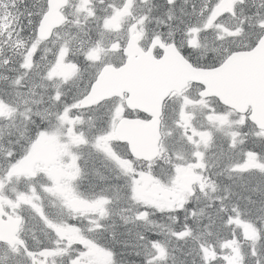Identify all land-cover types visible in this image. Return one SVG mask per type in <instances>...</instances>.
Masks as SVG:
<instances>
[{
  "label": "snow or ice",
  "instance_id": "snow-or-ice-1",
  "mask_svg": "<svg viewBox=\"0 0 264 264\" xmlns=\"http://www.w3.org/2000/svg\"><path fill=\"white\" fill-rule=\"evenodd\" d=\"M0 264H264V0H0Z\"/></svg>",
  "mask_w": 264,
  "mask_h": 264
}]
</instances>
